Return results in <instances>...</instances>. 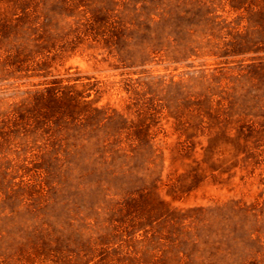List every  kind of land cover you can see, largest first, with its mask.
<instances>
[{
  "label": "rangeland",
  "instance_id": "obj_1",
  "mask_svg": "<svg viewBox=\"0 0 264 264\" xmlns=\"http://www.w3.org/2000/svg\"><path fill=\"white\" fill-rule=\"evenodd\" d=\"M0 264H264V0H0Z\"/></svg>",
  "mask_w": 264,
  "mask_h": 264
}]
</instances>
